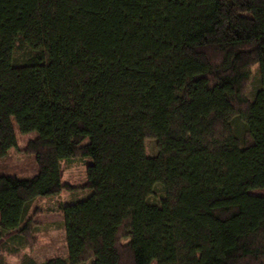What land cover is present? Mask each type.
I'll return each mask as SVG.
<instances>
[{
  "label": "trees",
  "instance_id": "1",
  "mask_svg": "<svg viewBox=\"0 0 264 264\" xmlns=\"http://www.w3.org/2000/svg\"><path fill=\"white\" fill-rule=\"evenodd\" d=\"M15 126L33 169L0 170V247L81 156L41 264H264V0H0V158Z\"/></svg>",
  "mask_w": 264,
  "mask_h": 264
},
{
  "label": "rangeland",
  "instance_id": "2",
  "mask_svg": "<svg viewBox=\"0 0 264 264\" xmlns=\"http://www.w3.org/2000/svg\"><path fill=\"white\" fill-rule=\"evenodd\" d=\"M258 84L255 65L252 67V73L245 89L249 98L252 97ZM15 134L17 147L10 149L4 158H0V170L13 171L14 167L15 169L21 167V172L31 173L30 170L33 169L31 156L23 151L36 134L35 132L21 133L16 126ZM144 144L148 155L156 152L154 139L146 138ZM86 160L88 157L79 156L61 162L62 180L70 188L62 189L53 197L34 200L26 232L20 234L19 237H16V233H12V236L4 235L3 244L0 247V264H20L23 256L31 257L37 264L55 256L61 258L67 256L63 217L59 205L77 201L90 194L91 191L84 187ZM27 167L30 169L27 170ZM81 264H90V262L85 261Z\"/></svg>",
  "mask_w": 264,
  "mask_h": 264
}]
</instances>
